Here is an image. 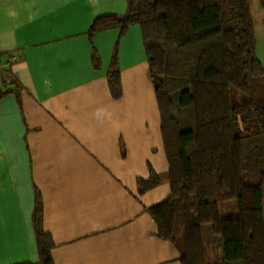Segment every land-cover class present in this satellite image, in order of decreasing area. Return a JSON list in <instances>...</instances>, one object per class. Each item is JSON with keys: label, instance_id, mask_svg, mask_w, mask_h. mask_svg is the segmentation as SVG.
<instances>
[{"label": "crops", "instance_id": "1", "mask_svg": "<svg viewBox=\"0 0 264 264\" xmlns=\"http://www.w3.org/2000/svg\"><path fill=\"white\" fill-rule=\"evenodd\" d=\"M264 68V8L250 0ZM128 0H0V264L40 261L34 215L54 242V264H181L150 208L171 185L162 114L142 28L95 34ZM118 43L122 95L109 74ZM97 56V63L95 61ZM223 217L238 216L227 202ZM209 261L224 240L202 225Z\"/></svg>", "mask_w": 264, "mask_h": 264}, {"label": "trees", "instance_id": "2", "mask_svg": "<svg viewBox=\"0 0 264 264\" xmlns=\"http://www.w3.org/2000/svg\"><path fill=\"white\" fill-rule=\"evenodd\" d=\"M132 25L142 28L170 165L167 178L140 183L141 192L171 185V197L149 210L158 236L179 248L181 264H212L202 235L211 224L224 240L217 264H264V68L250 0H128L125 15L95 20L88 34L120 29L124 37ZM117 50L109 82L119 98ZM233 89L246 98L235 103ZM245 174L260 183H245ZM230 201L239 214L223 217L220 204ZM34 223L36 264H54L40 206Z\"/></svg>", "mask_w": 264, "mask_h": 264}, {"label": "rangeland", "instance_id": "3", "mask_svg": "<svg viewBox=\"0 0 264 264\" xmlns=\"http://www.w3.org/2000/svg\"><path fill=\"white\" fill-rule=\"evenodd\" d=\"M252 1L254 2V0H252ZM245 98H246L245 94L233 89V91H232V99H233V101L235 103L242 102ZM244 181L247 184H258V183H260V178L257 175L245 174L244 175ZM233 202L236 203L235 201H233ZM225 203H227V202H223V203L220 204V208L221 209H224L223 207H225L224 206V205H226ZM206 249H207V252H208V248H206ZM210 263H212V262H210ZM217 263H221V262H217ZM217 263H212V264H217Z\"/></svg>", "mask_w": 264, "mask_h": 264}]
</instances>
